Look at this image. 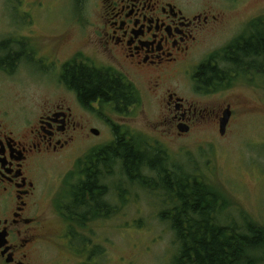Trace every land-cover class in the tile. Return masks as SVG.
<instances>
[{
	"label": "rangeland",
	"instance_id": "374dc122",
	"mask_svg": "<svg viewBox=\"0 0 264 264\" xmlns=\"http://www.w3.org/2000/svg\"><path fill=\"white\" fill-rule=\"evenodd\" d=\"M189 2L192 9L218 18V25L204 36L195 53L200 65L214 61L225 68V50L254 30L253 19L264 16V0ZM97 9L92 0H0V44L6 47L0 48V62L7 49L11 54L23 55V61L16 62L12 57L10 64L4 61L7 66H2L6 67L0 66V108L9 112L11 120L22 122L28 117V126L35 124L38 104L60 95L55 85L58 70L46 69L47 64L42 62L51 48H63L60 59L64 61L78 48L90 54L98 47ZM59 40L64 43L55 47ZM195 72L196 66L188 64L180 81L184 94L200 109L206 105L216 109L233 106L232 120L224 135L220 124L211 119L200 120L180 137L154 128L161 115L168 113L166 104L144 95L146 107L140 109L139 102L140 107L126 118L105 102L86 110L93 129L100 133L92 129V136L76 142L65 156L44 160L37 175L38 187L49 219L61 234L57 243L44 252L48 264H173L178 244L169 222L161 216L165 210L163 199L130 183L121 175L120 166L112 165V174L104 178L109 188L103 199L112 205L111 215L89 214L86 223L78 225L63 214L62 207L72 204L74 176L81 171L82 160L114 143L118 135L140 146L149 145L162 161L182 166L221 190L231 203L222 221L264 222V74L248 72L219 84L200 86L190 80L191 74L197 75ZM199 89L206 96L193 93ZM151 172L145 169L144 175L152 177ZM93 209L99 210L98 206ZM75 230L77 236L87 240L85 244L74 236Z\"/></svg>",
	"mask_w": 264,
	"mask_h": 264
},
{
	"label": "flooded vegetation",
	"instance_id": "af4514ba",
	"mask_svg": "<svg viewBox=\"0 0 264 264\" xmlns=\"http://www.w3.org/2000/svg\"><path fill=\"white\" fill-rule=\"evenodd\" d=\"M92 1L98 6L96 29L100 30L93 54L78 48L63 61V48H51L42 58L46 69L58 70L55 85L60 95L38 104L35 124L30 126L28 117L22 122L11 120L9 112L0 108V264H48L44 252L58 241L60 233L43 206L37 175L44 160L65 156L76 142L92 136L94 126L86 110L104 100L98 97L93 102H81L80 91L71 83L80 68L100 69L120 79L125 104L124 110L117 111L121 118L136 111L139 102L140 109L146 107L144 95L163 100L168 113L161 115L154 128L171 136L190 132L204 119L220 124L228 108L231 117L227 127L232 120V104L225 109L208 105L200 109L184 94L180 81L182 70L185 72L189 64L196 66L197 73L191 74L190 80L202 85L195 53L204 36L218 25L216 15L192 9L189 0ZM61 43L55 41V47ZM14 56L17 62L23 61L22 54L15 52ZM1 62L0 66L6 65ZM193 93L206 96L200 89ZM105 103L115 110V103ZM145 120L149 126L150 121ZM182 126L188 131L180 132ZM90 165L86 163L88 168ZM87 174L83 175L85 181ZM98 181L100 192L105 180L99 175Z\"/></svg>",
	"mask_w": 264,
	"mask_h": 264
},
{
	"label": "trees",
	"instance_id": "16d2710c",
	"mask_svg": "<svg viewBox=\"0 0 264 264\" xmlns=\"http://www.w3.org/2000/svg\"><path fill=\"white\" fill-rule=\"evenodd\" d=\"M253 21L254 30L234 40L225 50V68L211 62L199 67L202 84H219L248 72L264 74V16ZM0 48L6 47L0 44ZM12 57L15 58L14 54L7 49L1 63H9ZM15 61L18 59L15 58ZM110 74L92 67L80 68L71 83L80 91L81 102H93L101 97L104 102L115 103L117 111L124 110V88L120 79ZM87 162L91 164L89 168ZM112 165L114 168L120 166L121 175L126 176L130 183L159 194L163 199L165 210L161 216L169 222L178 244L173 264L264 262V222L250 219H244L243 224L222 221L231 203L221 190L182 166H170L149 145L140 146L125 135H118L114 143L96 149L82 160L81 171L74 176L72 204L68 202L62 207L68 219L71 216V221L84 225L89 214L99 217H103L104 213L105 216L112 214V205L103 199L109 186L105 184L100 192L98 186L99 175L103 180L112 174ZM145 169L152 171L150 175L153 176H145ZM84 174L88 175L86 181ZM95 206H98V211L93 209ZM77 234L75 230L74 236L85 244L87 240Z\"/></svg>",
	"mask_w": 264,
	"mask_h": 264
},
{
	"label": "water",
	"instance_id": "95a60500",
	"mask_svg": "<svg viewBox=\"0 0 264 264\" xmlns=\"http://www.w3.org/2000/svg\"><path fill=\"white\" fill-rule=\"evenodd\" d=\"M230 117H231V110L230 108L226 109V111L224 112V115L223 117L220 119V133L222 135L225 134L226 130H227V125L229 123V120H230ZM188 131V128H185V127H180V132L182 133H185ZM93 132L95 134H99V130L98 129H93Z\"/></svg>",
	"mask_w": 264,
	"mask_h": 264
}]
</instances>
